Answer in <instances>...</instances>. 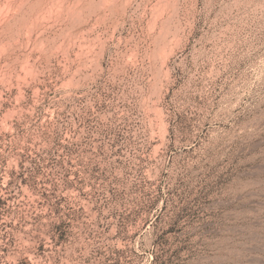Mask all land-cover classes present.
<instances>
[{
    "label": "rangeland",
    "instance_id": "rangeland-1",
    "mask_svg": "<svg viewBox=\"0 0 264 264\" xmlns=\"http://www.w3.org/2000/svg\"><path fill=\"white\" fill-rule=\"evenodd\" d=\"M0 264H264V0H0Z\"/></svg>",
    "mask_w": 264,
    "mask_h": 264
}]
</instances>
